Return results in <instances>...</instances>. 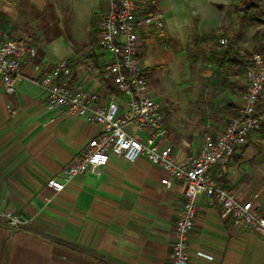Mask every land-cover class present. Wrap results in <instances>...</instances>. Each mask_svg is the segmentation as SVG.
I'll list each match as a JSON object with an SVG mask.
<instances>
[{
	"label": "crops",
	"instance_id": "0c3cea01",
	"mask_svg": "<svg viewBox=\"0 0 264 264\" xmlns=\"http://www.w3.org/2000/svg\"><path fill=\"white\" fill-rule=\"evenodd\" d=\"M150 1V10L165 22L168 39L166 44L143 33L139 60L151 95L163 102L166 141L182 157L196 153L205 134H217L235 115L245 87L244 72L216 63L209 84L164 86L165 75L179 73L181 24L169 0ZM107 9L108 0H0V33L33 44V63L42 68L65 59L73 81L106 103L119 95L104 71L111 57L97 46L96 26ZM230 16L227 11L213 13L206 21L198 18L196 25L216 29L227 40L226 48L245 61L261 47L264 19L247 18L250 23L242 30L233 27ZM254 22L257 27L251 26ZM215 46L220 49L219 61L225 48ZM21 75L12 93H6L0 82V207L27 224L15 228L0 222V264H168L183 202L182 183L162 184L166 172L145 156L127 162L110 155L97 174L78 175L60 192L47 187V179L60 177L62 168L75 161L101 129L50 108L42 87L31 81L40 78L32 63L22 64ZM221 78L225 83L220 89ZM175 86L182 90L178 95L164 92ZM188 94L190 98H185ZM261 133L264 125L226 164L213 170L238 201L251 200L258 210H264V197L258 196L264 175L253 161L261 154L254 145ZM196 205L188 264H264V244L257 235L233 227L202 195L196 197Z\"/></svg>",
	"mask_w": 264,
	"mask_h": 264
},
{
	"label": "built area",
	"instance_id": "2783aa9c",
	"mask_svg": "<svg viewBox=\"0 0 264 264\" xmlns=\"http://www.w3.org/2000/svg\"><path fill=\"white\" fill-rule=\"evenodd\" d=\"M150 2L108 0V9L96 26L97 46L111 57L104 67L105 74L117 93L127 98L125 101L115 94L106 103L101 102L97 93L73 81V71L65 59L42 68L33 63V44L0 33V82L6 93L14 92L16 81L22 77V64L28 61L40 73L38 80L31 81L42 87L50 108L74 114L101 129L77 159L62 168L60 177L47 179L46 186L60 192L78 175L97 174L110 155L127 162L145 156L166 172L162 184L179 181L183 185V202L174 223L168 264H188V240L198 195L217 207L233 227L254 233L264 244V210L254 209L251 200L238 201L219 175L213 174L215 168L226 164L247 143L253 131L264 125V40L246 64L245 87L235 115L217 134H205L196 153L179 157L166 141L163 102L151 95L146 71L139 60L143 33L163 42L168 39L165 22L160 14L150 10ZM219 43L226 48L225 38ZM130 129L145 136H135ZM0 222L15 228L27 224L26 219L1 207Z\"/></svg>",
	"mask_w": 264,
	"mask_h": 264
},
{
	"label": "rangeland",
	"instance_id": "374dc122",
	"mask_svg": "<svg viewBox=\"0 0 264 264\" xmlns=\"http://www.w3.org/2000/svg\"><path fill=\"white\" fill-rule=\"evenodd\" d=\"M256 1L258 8H249L245 12L242 8L236 6L239 4V0H228V6H225L227 0H169L171 5L176 6V19L181 24L178 28V33L180 34L178 47L181 52H179L180 56L176 61V68L179 73H174L173 77L165 75L164 86L175 85L177 82L184 84L192 81L202 85L211 83L210 80L215 77L214 66L216 63L218 64L217 55L220 50L215 45L220 44L219 40L221 37L215 33L216 29H210L207 26H197L198 18L200 21H206V17L209 18L213 13H225L227 11L232 17L233 27H239L243 30L245 25L248 26L250 23L247 18L256 19L259 17V19H264V0ZM195 6L197 9H195ZM225 7H227L226 10ZM239 12L240 15L237 14ZM254 24L255 22L251 26L257 27ZM165 43L167 44V41ZM249 57L245 60L246 64ZM244 70L242 69L243 72ZM164 92L169 96H176L182 90L180 91L178 86H175L174 89ZM185 92L189 93V90ZM185 98H190V95L188 94ZM197 99L199 100V97ZM255 142L254 145L260 149L261 154L254 156V167L259 168L258 173L260 172L264 175V133H261V136H256ZM261 182L262 185L259 187L260 193L258 195L260 198L264 197V176H262Z\"/></svg>",
	"mask_w": 264,
	"mask_h": 264
},
{
	"label": "trees",
	"instance_id": "16d2710c",
	"mask_svg": "<svg viewBox=\"0 0 264 264\" xmlns=\"http://www.w3.org/2000/svg\"><path fill=\"white\" fill-rule=\"evenodd\" d=\"M239 4H237L236 6H239L245 12L248 11L249 8H254V9H257L258 8V4H257V1L256 0H254V1L253 0H239ZM219 65L221 67H224L225 65H229L232 68L235 67V68H238V69H245L246 62L243 61V60H241L240 58H238V56L235 55L231 51V49L227 47V48H225L222 51L221 58L218 61V66ZM220 81H221V83L219 85V88L221 89V87H222L223 83H225V81H224L223 78H221Z\"/></svg>",
	"mask_w": 264,
	"mask_h": 264
}]
</instances>
